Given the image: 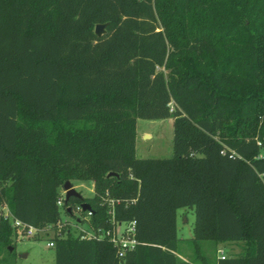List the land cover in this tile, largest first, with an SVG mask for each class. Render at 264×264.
Segmentation results:
<instances>
[{"label":"trees","instance_id":"obj_1","mask_svg":"<svg viewBox=\"0 0 264 264\" xmlns=\"http://www.w3.org/2000/svg\"><path fill=\"white\" fill-rule=\"evenodd\" d=\"M165 117L173 155L139 158L137 119ZM76 180L93 196L60 206ZM82 202L88 228L135 221V247L120 257L108 235L81 238ZM4 206L51 226L55 264H190L186 207L192 262L264 264V0H0ZM14 230L1 214L0 264H16ZM203 241L241 250L212 262Z\"/></svg>","mask_w":264,"mask_h":264},{"label":"rangeland","instance_id":"obj_2","mask_svg":"<svg viewBox=\"0 0 264 264\" xmlns=\"http://www.w3.org/2000/svg\"><path fill=\"white\" fill-rule=\"evenodd\" d=\"M173 137L174 124L173 117L165 118H138L137 119V137H136V155L139 158H168L173 155ZM73 186L83 196L90 197L94 194V185L90 180H76ZM76 217L87 221V218L78 213ZM70 219L63 214V220ZM195 222L194 207H186L178 209V235L180 237L179 255L181 258L190 261L193 252L191 237L193 235V225ZM72 226L80 230L81 227L88 228V224L82 223L77 225L75 220ZM126 228L125 224L118 226V234ZM54 231L50 232V236L44 233L33 237L19 238L15 241V261L16 264H55V249L48 245ZM230 245H222L224 254L231 256L241 250V244L232 243ZM221 247V246H220ZM219 247V248H220ZM206 255L214 262L220 258L221 253H217L215 249H206Z\"/></svg>","mask_w":264,"mask_h":264},{"label":"built area","instance_id":"obj_3","mask_svg":"<svg viewBox=\"0 0 264 264\" xmlns=\"http://www.w3.org/2000/svg\"><path fill=\"white\" fill-rule=\"evenodd\" d=\"M66 200V190L62 188L61 190V196L58 199V204L60 206H63ZM117 202H119V200H117ZM115 203V201L113 199L110 200V205L113 206ZM82 209L81 206H77L74 209V212L76 215H78V213H81L80 210ZM110 213L114 214V209L113 207L110 209ZM3 215L5 218H9L10 221L12 222L13 226H14V232H15V238L19 239V238H24V237H33L36 235H39V233H44L50 236V232L54 231L51 226H48L46 228H36L33 226H29L27 225L25 222L18 220L16 218H14L12 216V214L10 213L9 209L7 208V206L3 207V212L0 211V215ZM90 214V212H89ZM79 216V215H78ZM77 216V217H78ZM79 221V220H78ZM113 221H114V217H113ZM81 224V222H79ZM119 226V225H118ZM118 226L115 227L113 230H95L93 228H83L81 227V229L78 231V233H80L81 238H94V237H101L104 235H108L110 236L111 240L117 245L118 247V253L119 256L122 257L125 255V253L130 250L133 249L135 247V245L138 243L136 237L134 236V232H135V221H131L126 228L123 229V231H121L120 234H118ZM54 233V232H53ZM51 241L48 243L49 246L54 247L55 246V242L52 238H50ZM219 253H221V258H225V254H224V250H219Z\"/></svg>","mask_w":264,"mask_h":264},{"label":"water","instance_id":"obj_4","mask_svg":"<svg viewBox=\"0 0 264 264\" xmlns=\"http://www.w3.org/2000/svg\"><path fill=\"white\" fill-rule=\"evenodd\" d=\"M107 23H98L95 26V33L97 36H102L106 32ZM117 175L114 172L109 173V176ZM63 189L66 190V201H68L71 197L81 198L83 195L74 188L73 183L71 181L65 182L63 185ZM81 207L84 211L91 210V206L88 202H82ZM12 250V247H10Z\"/></svg>","mask_w":264,"mask_h":264},{"label":"crops","instance_id":"obj_5","mask_svg":"<svg viewBox=\"0 0 264 264\" xmlns=\"http://www.w3.org/2000/svg\"><path fill=\"white\" fill-rule=\"evenodd\" d=\"M232 243H237V242H223V243H214L212 241H203L202 242V248H203V251L205 252L206 249H216L217 253L219 252V250H224V248L222 247V245H225V244H228L230 245V247H232ZM238 244H241V243H238ZM221 246V247H220ZM220 247V248H219ZM206 254V253H205ZM180 256V255H179ZM181 257V256H180ZM193 257V255H192ZM191 257V258H192ZM183 260H185V258H182ZM185 261H188V260H185ZM190 264H196L194 262H192V260L188 261Z\"/></svg>","mask_w":264,"mask_h":264}]
</instances>
